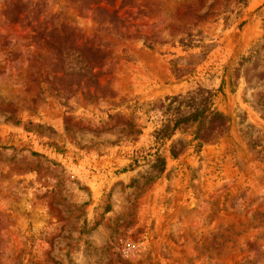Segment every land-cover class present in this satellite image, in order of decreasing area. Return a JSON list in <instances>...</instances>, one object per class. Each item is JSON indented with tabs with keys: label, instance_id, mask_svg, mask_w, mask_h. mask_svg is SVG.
Returning <instances> with one entry per match:
<instances>
[{
	"label": "rangeland",
	"instance_id": "obj_1",
	"mask_svg": "<svg viewBox=\"0 0 264 264\" xmlns=\"http://www.w3.org/2000/svg\"><path fill=\"white\" fill-rule=\"evenodd\" d=\"M16 1L0 0V264H264V0H20L13 20ZM63 23L109 55L70 47L61 69ZM198 86L226 131L156 144L154 102ZM156 146L167 166L148 182Z\"/></svg>",
	"mask_w": 264,
	"mask_h": 264
},
{
	"label": "trees",
	"instance_id": "obj_2",
	"mask_svg": "<svg viewBox=\"0 0 264 264\" xmlns=\"http://www.w3.org/2000/svg\"><path fill=\"white\" fill-rule=\"evenodd\" d=\"M98 1L99 0H82L81 5L88 8L87 5L89 3H98ZM106 2L110 5L114 4V0H106ZM123 2H125V0H123ZM18 3H20V0L12 2L11 4L12 9L9 12V17H13V20H16L19 16L17 13L19 11ZM27 4L28 2H25L21 5L28 6ZM93 13L95 22L101 23L107 21L113 24V27L118 28V24L116 23L120 22V18L117 17L116 11H110L105 7H96L93 9ZM116 32L122 34L119 30ZM125 34L131 36L128 32ZM49 35L48 44H51L55 50L56 56L59 57L58 65L61 69L65 64L63 52L70 47L78 48L85 61L92 65H100L109 55V52L105 51L102 46L95 45L92 39L86 38L83 40L82 35L76 27L63 23L60 29H53V31L49 32ZM78 39L83 40L80 45L76 43ZM179 41L186 46H196V44L200 43L201 39L195 38L193 33L188 32L187 35L182 37ZM88 43H90V45H88ZM81 69L82 68L75 69L78 71H74L73 68H71L70 71L65 72V75L70 78L79 75L83 77V73L80 72ZM172 71L177 78H181L185 74L184 70L178 66L175 61L172 63ZM90 80L92 81L91 78ZM214 96L215 93L213 91L203 86H198L186 93L167 95L163 99L154 102L153 106L161 110L163 115L161 126L154 132L155 143L164 144L173 139L178 131L189 129L194 125H196L194 141H196L198 147H202L206 142L223 134L228 128L229 120L223 112L214 106ZM186 146L187 143L183 140L173 142L170 148L172 156L178 157ZM144 158L151 162V171L146 177L148 182L155 178H159L160 175L165 172L167 160L160 153L158 146H156L155 152H149Z\"/></svg>",
	"mask_w": 264,
	"mask_h": 264
}]
</instances>
